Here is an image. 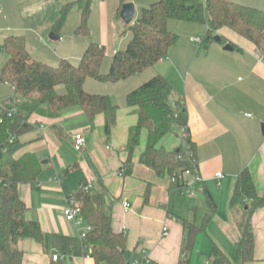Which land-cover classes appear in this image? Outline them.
<instances>
[{"label": "crops", "instance_id": "obj_1", "mask_svg": "<svg viewBox=\"0 0 264 264\" xmlns=\"http://www.w3.org/2000/svg\"><path fill=\"white\" fill-rule=\"evenodd\" d=\"M70 1L74 0H0V76L9 59L4 42L11 34L26 37L27 47L37 61L57 65L62 59H70L74 63L65 55L58 60H38L28 46L37 41L46 45L39 30L47 27H38V14L45 16L51 8L58 14ZM129 1L136 6L134 23L141 9L156 0ZM232 1L264 9V0ZM98 5L106 30L110 25L115 29L123 25L128 30L130 24L120 22L121 3L112 8L106 0H100ZM70 15H77V24L80 23L78 7ZM168 25L182 35L158 65L118 82L86 78L87 91L109 95L119 105L110 134L105 129L104 114L91 121L81 107L65 109L56 117L39 113L30 116L28 122L33 128L20 137L24 144L12 158L30 154L42 162L37 180L20 183L19 194L29 207L28 217L41 224L44 238L42 242L33 238L19 240L24 264H95L91 246L81 236L88 223L84 219L79 225L65 214L70 196L79 191L84 181H92L94 187L105 186L104 209L112 216L115 231H124L127 236V263L149 254L156 264H214L211 255L215 247L235 263L241 230L231 199L239 173L248 167L259 193H264V52L228 27L217 33L224 38L223 43L215 40L206 46L203 39L207 24L170 19ZM127 34L115 53L127 47L130 33ZM228 43L232 50L225 48ZM88 44H76L73 58L80 61ZM114 54L107 52L103 72L109 71ZM157 74H163L173 85L172 103L183 101L187 109V126L175 125L161 145L168 150L189 143L196 145L199 177H188L193 195L173 182L171 175H159L140 162L147 146V129L142 131L134 150L132 172L120 174L129 157L130 129L138 120L137 109L128 105L127 95ZM22 101L14 87L0 81L1 104L17 109ZM77 133L86 139L81 151L75 148ZM219 172L222 177H217ZM209 197L216 209L205 223L211 210ZM252 222L255 258L246 264H264V206L254 212ZM187 224L198 227L190 247ZM164 226L169 228L167 235L163 234ZM55 251L64 258L54 261Z\"/></svg>", "mask_w": 264, "mask_h": 264}, {"label": "trees", "instance_id": "obj_2", "mask_svg": "<svg viewBox=\"0 0 264 264\" xmlns=\"http://www.w3.org/2000/svg\"><path fill=\"white\" fill-rule=\"evenodd\" d=\"M128 1L121 0L120 9ZM205 1L156 0L143 7L138 19L128 26L130 37L127 47L117 50L106 73L102 70L107 55L106 46L100 42H90L77 64L70 59H62L59 64L53 65L32 57L24 35L11 34L6 37L4 48L9 59L2 67L0 81L14 87L23 101L12 116H8L7 112L0 113V119H3L0 123V264H24V252L18 247L19 240L33 238L42 242L44 238L41 224L28 217L29 207L19 194L20 183L37 180L42 171V162L30 154L12 158V154L24 144L20 137L33 128L28 122L32 114L56 117L65 109L81 107L91 121L98 114H104L105 129L110 134L117 120L119 105L109 95L87 91L84 88L86 78L118 82L154 67L168 56L170 48L179 40V34L169 28L170 19L207 24L203 39L206 46L215 41L219 30L228 27L264 52V9L232 0ZM92 4L93 0H74L64 4L59 27L66 22L71 10L78 7L81 16L77 33L88 35ZM224 41L222 37L220 42ZM58 85H64L66 91L57 92ZM174 95L173 85L163 74L153 76L128 93L127 103L136 107L138 120L130 129L126 173L132 172L133 153L144 129L148 131V140L140 156L141 163L159 175H173L187 169H191L194 174L199 173L194 143H189V150L185 147L168 150L161 145L163 138L175 125L186 127L188 124L186 106L180 100L173 104ZM179 184L181 187L185 185ZM104 193L103 184L90 190H85L81 185L79 191L70 198L76 200L81 215L92 226L86 243L91 246L95 264H127V236L124 231H115L112 216L104 209ZM209 203L211 210L205 216V223L216 209L211 197ZM263 206L264 193H259L252 173L246 167L238 175L231 199V209L237 215L241 230L236 244L235 263H231L215 247L211 255L214 264H246L254 260L256 239L252 217ZM187 226L190 247L198 227L193 224Z\"/></svg>", "mask_w": 264, "mask_h": 264}, {"label": "rangeland", "instance_id": "obj_3", "mask_svg": "<svg viewBox=\"0 0 264 264\" xmlns=\"http://www.w3.org/2000/svg\"><path fill=\"white\" fill-rule=\"evenodd\" d=\"M108 2V5L110 7H115V4L121 3V0H106ZM94 2L92 4V12L89 19V34L88 35H77V15H70V17L67 18L66 22L59 27V18L61 15V10L58 14L55 12V8H51L48 10V12L44 15L38 14V17L40 18L38 20V27H47L46 30H39L40 34L44 38V41L46 42V45H43L41 42L37 41V44L31 43L28 44L30 47V50L36 57V59H50V60H58V57H62L63 55L71 58L74 63H78V58H73V55H75V51L77 49L76 44L90 43L91 41H99L106 46V52H109L111 55L115 53L116 49L121 46V44L126 41V38L128 36L127 34V28L123 27V25H119L116 29L113 28L112 25L109 26V29L106 30L104 27L103 20L101 16L99 15V5L98 3L100 0H96V5L94 7ZM75 10V9H74ZM73 11V9L71 10ZM92 20V24H90V21ZM120 22L123 24V19L120 17ZM201 26V25H200ZM60 28L59 34L61 35V38L59 40H52L50 39V33L54 31V29ZM206 28V26H205ZM178 29V28H177ZM180 31V30H179ZM177 32L179 36H181L182 32ZM90 39H92L90 41ZM78 40V41H75ZM107 41V42H106ZM124 46V45H123ZM164 60V59H162ZM158 65V64H156ZM155 65V66H156ZM132 80V79H131ZM124 89H127L124 88ZM57 92L64 93L66 91V88L64 85H58L56 87Z\"/></svg>", "mask_w": 264, "mask_h": 264}, {"label": "built area", "instance_id": "obj_4", "mask_svg": "<svg viewBox=\"0 0 264 264\" xmlns=\"http://www.w3.org/2000/svg\"><path fill=\"white\" fill-rule=\"evenodd\" d=\"M42 40V39H41ZM9 107L6 105H3L0 103V113L7 112L8 116H12L13 114L16 113V108L13 109H8ZM3 122V119H0V123ZM42 127L44 125L42 124ZM86 146V139L82 133H77L75 134V148L78 151H81L85 148ZM187 150H189L190 145L187 144L185 147ZM197 168V166H195ZM125 173V168L121 169L120 174L123 175ZM197 176L199 177V173L194 174L191 169H187L185 171H180L177 172L173 175H171L172 181L173 182H178V183H184V188L186 190V193L189 195L194 194V188L192 184L190 183L188 177L189 176ZM217 177H222V173H217ZM1 182V180H0ZM82 187L85 190H90L91 188L94 187V183L92 181H87L82 184ZM126 206L129 207V204L126 203ZM65 214L69 220L75 221L77 224H82L84 221L83 216L81 215V208L77 205L76 200L74 198H69V205L65 208ZM92 229V226L90 224H87L84 230L81 232V236L83 239L86 240L88 232ZM169 233V228L168 226L163 227V234L167 235ZM64 258V255L59 252L55 251L52 254V259L54 261H59ZM127 264H156L153 260V258L149 254H144V256L141 259H137L131 262H128ZM205 264H210L209 262H206Z\"/></svg>", "mask_w": 264, "mask_h": 264}, {"label": "water", "instance_id": "obj_5", "mask_svg": "<svg viewBox=\"0 0 264 264\" xmlns=\"http://www.w3.org/2000/svg\"><path fill=\"white\" fill-rule=\"evenodd\" d=\"M135 13H136V6L133 1H128L123 4L122 9H121V17L127 24H131L134 21ZM50 39L59 40L60 34L55 31H52L50 33ZM221 39L222 37L219 34L215 36V40L221 41ZM225 48L232 50L233 46L230 43H228L225 45ZM247 208H248V205L246 206V209Z\"/></svg>", "mask_w": 264, "mask_h": 264}]
</instances>
